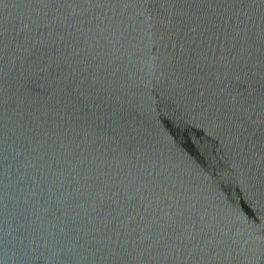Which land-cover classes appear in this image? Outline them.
I'll return each mask as SVG.
<instances>
[{
	"label": "snow or ice",
	"instance_id": "snow-or-ice-1",
	"mask_svg": "<svg viewBox=\"0 0 264 264\" xmlns=\"http://www.w3.org/2000/svg\"><path fill=\"white\" fill-rule=\"evenodd\" d=\"M5 0H0L4 4ZM29 12L25 25L27 59L47 61L62 94L77 103L104 102L119 87L121 52L127 45L159 43L168 56L161 71L172 77L173 89L187 104L209 118L242 125L255 97L240 86L253 66L257 40L264 49V0H17ZM262 24L254 32L253 15ZM32 34L38 39L32 40ZM10 48L0 22V60ZM264 69V61L261 63ZM260 105L264 110V71ZM0 76V170H10L9 156L35 158L55 171L34 185L33 197L43 214L29 203L20 214L26 229L39 232L47 250L63 264H89L108 252L116 264H206L230 247L229 237L209 222L206 210L178 187L151 146L130 133L84 145L62 125L53 128L46 114L37 115L35 129L12 140L11 115L3 98ZM250 83V81H249ZM228 97L231 103H226ZM42 110H37L40 113ZM11 141V143H10ZM140 155H137V154ZM117 157L124 167L112 161ZM35 208V204L31 205ZM264 216V211L260 212ZM9 223V202L0 183V250Z\"/></svg>",
	"mask_w": 264,
	"mask_h": 264
},
{
	"label": "water",
	"instance_id": "water-1",
	"mask_svg": "<svg viewBox=\"0 0 264 264\" xmlns=\"http://www.w3.org/2000/svg\"><path fill=\"white\" fill-rule=\"evenodd\" d=\"M28 19V10L17 0L0 4V22L10 43L0 60V76L3 98L12 117V140H17L25 129H35L37 115L41 114H46L51 127L60 124L70 129L67 134L75 133L84 145L93 140L106 142V137L121 132L130 133L151 146L177 186L188 191L197 207L206 210L215 229L229 237L230 247L206 264H264V216L260 214L264 211V110L260 105L264 49L259 41L249 58L252 72L241 76L238 88L234 82L231 84L234 92L255 97L242 117V125H237L209 118L177 95L170 73L161 71L168 51L159 43L153 48L149 41L122 50L119 87L111 99L96 101L95 105L89 100L73 108L71 99L54 82L55 67L50 74L47 61L27 59ZM261 24L259 13H254L251 27L257 34ZM36 39L32 34V40ZM224 100L231 103L228 97ZM112 163L125 166L118 157ZM9 166L6 178L0 170V183L9 202V223L3 233L7 244L0 250V264H63L54 250L46 249L40 233L26 229L20 217L26 202L29 223L36 220L33 211L43 214L33 197L34 185L47 180L49 169L55 171V165L35 158L17 159L12 154ZM89 264L116 261L104 252L102 257L89 256ZM158 264H171L170 258L161 256Z\"/></svg>",
	"mask_w": 264,
	"mask_h": 264
}]
</instances>
